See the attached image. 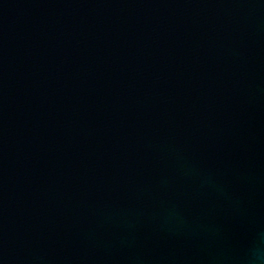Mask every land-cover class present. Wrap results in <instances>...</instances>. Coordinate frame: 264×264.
<instances>
[{"label":"water","instance_id":"1","mask_svg":"<svg viewBox=\"0 0 264 264\" xmlns=\"http://www.w3.org/2000/svg\"><path fill=\"white\" fill-rule=\"evenodd\" d=\"M0 264H264V0H0Z\"/></svg>","mask_w":264,"mask_h":264}]
</instances>
